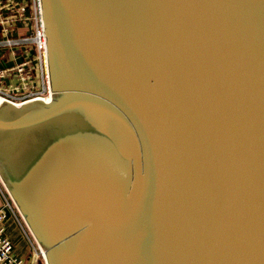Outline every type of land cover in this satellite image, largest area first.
I'll list each match as a JSON object with an SVG mask.
<instances>
[{
    "label": "water",
    "instance_id": "95a60500",
    "mask_svg": "<svg viewBox=\"0 0 264 264\" xmlns=\"http://www.w3.org/2000/svg\"><path fill=\"white\" fill-rule=\"evenodd\" d=\"M40 5L0 175L46 263L264 264V0Z\"/></svg>",
    "mask_w": 264,
    "mask_h": 264
},
{
    "label": "built area",
    "instance_id": "2783aa9c",
    "mask_svg": "<svg viewBox=\"0 0 264 264\" xmlns=\"http://www.w3.org/2000/svg\"><path fill=\"white\" fill-rule=\"evenodd\" d=\"M26 11V6L20 5L15 12V20H23L24 12ZM32 19H33V32L29 36H22L18 38L5 37L0 39V47H12V46H23L31 45L35 51L36 63H37V80L40 78L37 85L32 89L27 83L32 77L29 70H27L28 63L27 61L20 62L14 65L13 70L2 69L0 68V96L4 98L5 101L11 103H19L23 101L38 99L48 95L50 91V80L47 71L46 65V35L44 34V25L42 21L41 5L40 0H32ZM6 36L8 35L7 29L3 30ZM11 71L16 74L17 78L21 82V86H28L27 89L23 90L24 92L15 93V91H10L7 88L2 87V80L5 78L8 73ZM20 89V87H19ZM19 95V96H18ZM0 196H1V205H0V264H25V259L23 257H18L13 254V242L7 236V221L10 216L16 218L14 213L17 210L14 201L8 194L4 184L0 178ZM19 218V217H18ZM22 222V221H21ZM23 224V223H22ZM34 243L35 253L40 256L43 264H47L45 256L40 246L37 244L32 235H30Z\"/></svg>",
    "mask_w": 264,
    "mask_h": 264
},
{
    "label": "crops",
    "instance_id": "0c3cea01",
    "mask_svg": "<svg viewBox=\"0 0 264 264\" xmlns=\"http://www.w3.org/2000/svg\"><path fill=\"white\" fill-rule=\"evenodd\" d=\"M20 5L26 6L25 19L15 20V12ZM31 7L32 0H0V39L5 37L18 38L31 32L33 28V19L29 15ZM4 29L8 30L7 36L3 32ZM24 61H27V70L32 75L27 84L33 89L37 85L38 70L34 48L31 45L0 47V68L13 70L15 64ZM1 83L3 88L15 92H24L23 90L28 88V86H21V82L13 71L8 73ZM1 202L0 196V205ZM6 227V234L13 242V254L23 257L25 264H43L40 256L35 253L32 238L24 229L22 222L18 218L10 216Z\"/></svg>",
    "mask_w": 264,
    "mask_h": 264
},
{
    "label": "rangeland",
    "instance_id": "374dc122",
    "mask_svg": "<svg viewBox=\"0 0 264 264\" xmlns=\"http://www.w3.org/2000/svg\"><path fill=\"white\" fill-rule=\"evenodd\" d=\"M30 5H31V4H30ZM30 12H31V13H29V15L32 16L31 8H30ZM31 20H32V19H31ZM32 23H33V20H32ZM32 32H33V28H32V30H31V32H30L28 35H25V36H29V35H31ZM39 80H40V78H38L37 83L39 82ZM15 93H16V92H15ZM16 94H18V93H16ZM18 96H19V95H18ZM17 102H20V100H18ZM3 181H4V180H3ZM4 187H5V185H4ZM6 187H7V186H6ZM6 187H5V188H6ZM7 189H8V188H7ZM7 189H6V190H7ZM7 192H8V194L10 195V193H9L10 191L7 190ZM10 197L12 198L11 195H10ZM13 201H14V200H13ZM14 204H15V202H14ZM15 205H16V204H15ZM16 208H17V206H16ZM14 213L16 214V218L19 217L18 219H19L20 221H22V223H23L22 225H23L24 229L26 230V232H28V234L31 235V233L29 232L30 230H28L27 226H26L25 223H24V220H23L24 218H22V216H21L22 214L20 213V210L17 208V210H15Z\"/></svg>",
    "mask_w": 264,
    "mask_h": 264
},
{
    "label": "bare ground",
    "instance_id": "6f19581e",
    "mask_svg": "<svg viewBox=\"0 0 264 264\" xmlns=\"http://www.w3.org/2000/svg\"><path fill=\"white\" fill-rule=\"evenodd\" d=\"M50 91H51V88H50ZM52 95H53V91H51L48 95L42 97V99H41V98H38V99L35 98V99H33V100H42V101H44V102H49V101L51 100ZM3 102H5V100H4V98H3L2 96H0V105H1ZM20 104H21V103H19V102L16 103V105H20ZM0 178H1V175H0ZM1 180H2L3 184H4L5 187H6V184H5V182L3 181L2 178H1ZM6 189H7V187H6ZM7 190H8V189H7ZM36 241H37V240H36ZM37 243H38V242H37ZM40 248H41V250L43 251V253H45L44 248H42L41 246H40ZM44 256H45V254H44Z\"/></svg>",
    "mask_w": 264,
    "mask_h": 264
},
{
    "label": "flooded vegetation",
    "instance_id": "af4514ba",
    "mask_svg": "<svg viewBox=\"0 0 264 264\" xmlns=\"http://www.w3.org/2000/svg\"><path fill=\"white\" fill-rule=\"evenodd\" d=\"M18 223V222H17Z\"/></svg>",
    "mask_w": 264,
    "mask_h": 264
}]
</instances>
